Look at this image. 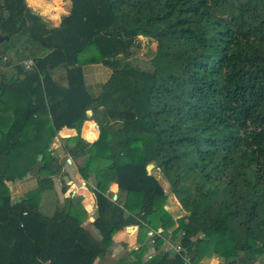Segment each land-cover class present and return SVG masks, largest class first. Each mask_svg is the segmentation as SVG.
Listing matches in <instances>:
<instances>
[{
	"label": "trees",
	"instance_id": "obj_1",
	"mask_svg": "<svg viewBox=\"0 0 264 264\" xmlns=\"http://www.w3.org/2000/svg\"><path fill=\"white\" fill-rule=\"evenodd\" d=\"M69 1L51 27L26 0H0V37L8 38L0 66L12 70L0 74V125L12 115L0 130V264H101L127 227H136L139 247L110 264L264 259V0ZM141 37L156 43L146 69L133 58ZM93 64L111 72L95 96L84 77ZM85 121L98 127L92 143L80 137ZM63 128L77 135L59 139L62 153L82 180L95 181L86 188L96 236L77 196L56 200L49 216L40 208L43 194L56 193L54 176L63 195L70 187L50 147ZM43 129V149L30 147ZM33 162L36 187L13 200L8 183ZM149 165L182 217L164 209ZM111 183L126 194L123 204L108 194ZM170 242L181 250H166Z\"/></svg>",
	"mask_w": 264,
	"mask_h": 264
},
{
	"label": "rangeland",
	"instance_id": "obj_2",
	"mask_svg": "<svg viewBox=\"0 0 264 264\" xmlns=\"http://www.w3.org/2000/svg\"><path fill=\"white\" fill-rule=\"evenodd\" d=\"M28 5V3H27ZM29 6V5H28ZM51 6L53 11L49 12L48 15H42L41 13H44L48 7ZM30 7V6H29ZM57 7V4H56V0H41V6L38 7V8H33V7H30V9L37 15H39L42 20L44 22H46L49 26H53L56 24V20L52 19V17L54 16H57L59 15V19L61 20L64 16L61 14H65V12L67 11V7L65 5V0H62L61 4L59 5V7L63 10L61 12H57L55 11ZM59 19L57 20V22L59 21ZM2 50L6 51L7 49L4 48V47H1ZM134 52V56L133 58H135L138 62V64L146 69L148 67V63L151 59H153L155 57V54H156V43L150 39H147V38H139L138 39V43H137V47L135 48V50L133 51ZM24 62H26V60L22 61L21 62V65L24 66ZM104 67V66H103ZM102 66H100L99 64H93V65H88L87 68L85 69V80L86 82L88 83V87H89V91L92 95H98V93L100 92V85L102 82H104L109 74H110V71L109 69H105L106 67L103 68ZM1 72L3 73H12V70L11 68H4L2 66H0V74ZM104 72H106L104 74ZM11 119H12V115L11 114H8L6 116V121L7 122H4V123H1V127H0V130H6L7 127L10 125L11 123ZM46 127V124L42 127V128H45ZM90 128H87L85 130V134H86V138L90 139L92 137H94V135L96 134V129L95 127H93V125L89 126ZM41 138H39V140L37 141V143L33 144L32 146L30 147H33L35 149H43V146L47 143V137H45L46 135V131L45 129L41 130ZM58 149V148H57ZM56 149V154L59 156L60 151L59 149L57 150ZM60 149H61V146H60ZM28 155H31V153H29ZM62 156L60 157V161H62V165L63 167H65L64 169L66 170V173L67 176L70 178L69 181H67V185H70L69 189H67V194L68 193H71L73 196H75V194L77 195L76 198H82V197H79L83 192H85V189L83 188V183L84 184H88L90 187H94L95 185V181L94 180H90L88 182H85L84 180H82V178L78 175V173L76 174V171H75V167H74V164L72 163V166L70 167H66L68 166L69 164H67V160L69 158H66L65 156H63V153L61 154ZM26 156V155H25ZM24 156V158H25ZM23 157V156H22ZM33 159V158H32ZM40 160V156L38 157L37 161ZM21 162H23L22 160H20ZM32 169H31V172L29 175L33 176V177H36V174H37V164H34V162L32 163ZM147 172L149 174H152L154 175L156 178H158V180L162 181L163 180V176L160 172L159 169H156L153 165H149L147 167ZM65 173V172H64ZM78 179V181H76ZM53 180L56 181V186H57V194L56 193H52V192H46L45 194H43V197H42V203L40 206L41 208V211L43 212L44 215H51L52 212H53V208L55 206V201L56 200H59V201H62L64 197H68L67 194L63 195L61 193V184H60V180H59V176H54L53 177ZM66 181V180H65ZM74 187L77 189H74ZM166 190L168 191L169 193V196L171 197L172 194H170L169 192V188L165 187ZM11 192V191H10ZM12 196H15L16 194H14V192L12 191ZM59 198V199H58ZM175 199V203L179 212H181V207L180 205L178 204L176 198L174 197ZM173 199V200H174ZM169 203H172L171 202H168ZM182 214L183 211H182ZM88 221V220H87ZM87 226V225H86ZM88 228V226H87ZM171 242L168 243V246L165 248L166 250L170 248L171 246ZM132 250L128 251V250H125V251H122L120 252L118 255H121V254H129ZM109 254H106L105 255V258L102 260L101 264H110L112 262V259H109L108 258ZM147 258V257H146ZM146 258H144L145 260H147ZM131 260H133L132 257H130ZM216 261L217 264H224V260L222 258H219L215 255H212L211 257L209 258H204V259H201L199 261L198 264H213V261ZM260 264H262L264 261L263 259H261L260 261ZM257 263V262H256ZM237 264H241L239 261H237Z\"/></svg>",
	"mask_w": 264,
	"mask_h": 264
},
{
	"label": "crops",
	"instance_id": "obj_3",
	"mask_svg": "<svg viewBox=\"0 0 264 264\" xmlns=\"http://www.w3.org/2000/svg\"><path fill=\"white\" fill-rule=\"evenodd\" d=\"M65 5L67 7V11L65 12V14H61V16L62 15L63 16H66L70 12V9H71V3H70V1L69 0H65ZM60 22H61L60 19H59L58 22L56 20V24L53 25V26H51V27H57V26H59ZM99 65L102 66L101 64H99ZM86 68L87 67L84 68V77H86V75H85V69ZM105 69H107V68H105ZM105 73L106 72H104V74ZM110 74H111V72H110ZM110 74H109V76H110ZM109 76H108V78H109ZM54 78L60 79V75H55ZM85 82H86V80H85ZM104 82H102L101 84H103ZM86 85L88 87V83L87 82H86ZM87 115L90 116V112H87ZM46 118H48V117H46ZM88 124L95 125L97 127V125L93 121H85L83 123L81 129H80V137L83 140H85V141H87L89 143H92V142H94L98 138V127L96 128L97 130H96V134L94 135V137H92L90 139H87V138H85L84 135H85V130L87 128H90L89 126H91V125H88ZM76 135H77V132L74 129L63 128L61 131H59L57 137H55L53 139L52 144L50 146L51 149H53V150L56 151V149L58 148L59 151H60V153L62 154V151L60 149L61 142H60L59 139L60 138L63 139L65 137L72 138V137H75ZM61 154H59V156H58L59 159L62 156ZM63 156H65V155L63 154ZM70 166H72V162L68 166H66V167H70ZM74 167H75V171H76V166L74 165ZM64 168L65 167H63V171L66 172V170ZM66 173H68V172H66ZM76 174H77V171H76ZM69 180H70V178L68 177V181ZM76 181H78V179ZM158 181L160 182L161 186L164 189L165 194L167 195L166 204H165L164 209L166 211H168L169 214L175 220L178 219V218H180V217H182L183 216L182 210H181V212H179L176 204H174L175 203L174 196L172 195L170 197L168 191L165 188V187L169 188V185H168L167 181L164 178H163L162 181H160V180H158ZM36 183H37L36 177H33L31 175H27L23 180L16 181L15 183H11V184L8 183V187H9V189L11 191V197H12V199L13 200H19V199H21L26 193H28L29 191L33 190L36 187ZM83 185H84L83 188L85 189V192H83L79 196V197H82V198H79L78 199V206L76 207V210L78 212L79 217L82 220H88L87 221V224H86L88 226V231L91 232L93 235L96 236L97 233H96L95 229L93 228V226L91 225L92 222H93V220H94V217L96 216L95 207H94V197H93V194H91L89 192V190L86 188V184L83 183ZM54 187H55V192H56L57 191L56 190L57 189V186H56V181L55 180H54ZM12 191L14 192V194H16L15 196H12L13 195L12 194ZM65 194H67V191H66ZM108 194L113 195V197L116 196V199L115 200L118 203H120V204H123L125 202L126 194L118 191L117 188H116V184L115 183H111L110 184L109 190H108ZM56 195H58L57 192H56ZM67 195L69 196V193ZM75 196H77V195L75 194ZM90 198H91V200H90ZM171 201H172V203H169L168 204V202H171ZM88 203L91 204L90 210H88L87 209V206H86ZM138 247L139 246H138V243H137V229H136V227H127V228H125V229L117 232L114 235V237H113V243L108 248V251L110 252V253H108L109 254L108 258L109 259H112V261L113 260H116L120 256V255H118L120 252L125 251V250H128V251H130V250H137ZM153 253H154V248L150 246L148 248V251H147L146 255L144 256V258L147 257L146 259H148ZM121 255H123V254H121ZM263 261H264V259H263ZM255 264H260V262H257Z\"/></svg>",
	"mask_w": 264,
	"mask_h": 264
},
{
	"label": "clouds",
	"instance_id": "obj_4",
	"mask_svg": "<svg viewBox=\"0 0 264 264\" xmlns=\"http://www.w3.org/2000/svg\"><path fill=\"white\" fill-rule=\"evenodd\" d=\"M26 2L28 3V5L30 7H33L34 9L41 6V0H26ZM61 2H62V0H56L57 7H56L55 11H57L58 13L61 12V11H63L59 7V5L61 4ZM51 11H53V9H52L51 6H49L48 9L44 13H41V14L42 15H48V13L51 12ZM52 19L58 20L59 19V15L52 17ZM213 264H217V262L214 260L213 261Z\"/></svg>",
	"mask_w": 264,
	"mask_h": 264
},
{
	"label": "built area",
	"instance_id": "obj_5",
	"mask_svg": "<svg viewBox=\"0 0 264 264\" xmlns=\"http://www.w3.org/2000/svg\"><path fill=\"white\" fill-rule=\"evenodd\" d=\"M33 66V62L32 60H27L26 62H24V69L25 70H29L31 69V67ZM174 247V249L176 250V252H179L181 250V247L178 244H171L170 248ZM185 262H188L189 258H185ZM189 264V262H188Z\"/></svg>",
	"mask_w": 264,
	"mask_h": 264
},
{
	"label": "water",
	"instance_id": "obj_6",
	"mask_svg": "<svg viewBox=\"0 0 264 264\" xmlns=\"http://www.w3.org/2000/svg\"><path fill=\"white\" fill-rule=\"evenodd\" d=\"M4 40H8V38L7 37H0V43H2ZM10 56L12 57L13 56V53H10ZM65 138H67V137H65ZM70 163H71V160L68 159L67 160V164H70ZM65 180L68 181V177H65ZM74 189H75V187H74ZM115 199H116V196L113 197V200H115Z\"/></svg>",
	"mask_w": 264,
	"mask_h": 264
}]
</instances>
